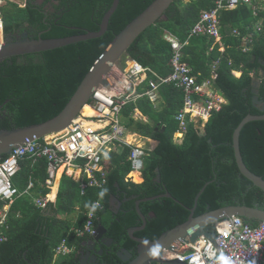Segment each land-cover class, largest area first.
Listing matches in <instances>:
<instances>
[{
  "label": "trees",
  "instance_id": "obj_1",
  "mask_svg": "<svg viewBox=\"0 0 264 264\" xmlns=\"http://www.w3.org/2000/svg\"><path fill=\"white\" fill-rule=\"evenodd\" d=\"M151 1L119 0L106 31L99 37L0 60V104H3L0 128L37 123L58 113L114 35ZM111 3L112 0H27L21 6L8 1L5 6H0L3 34L14 39L13 33L26 31L31 38H37L39 33L42 38H50L94 31L99 28ZM213 4L214 0H173L164 11V18L147 26L129 45L126 54L159 75L169 74L174 51L164 34H172L183 41L201 11H208ZM219 16L222 45L214 36L200 35L189 39L181 48V61L189 66L197 83L213 82L226 100L204 122L205 133L201 134L199 125L187 118L182 141H174L173 133L178 129L175 115L183 106L184 91L172 83L159 86L156 103L143 95L135 102L125 104L121 110L125 126L157 141L144 156L143 181L125 180L131 168L128 160L130 146L117 142L118 152L114 153V149L108 156H102L101 163L107 174L102 189L89 186L80 194L79 182L63 176L55 205H51L47 212L38 207L30 195L15 198L9 206L7 228L0 227L7 236L0 242V264H51L54 246L65 237L69 245L79 246L88 235L78 237L76 229L87 220V208L95 200L101 207L96 208L97 217L93 222L105 227L106 235L116 244V250L134 245L127 228L141 223L135 210V200L139 198L165 191L172 196L139 203L144 216L150 212L154 215L147 219L143 230L134 234L151 240L186 220L196 193L207 181L209 183L199 195L193 215L233 203L264 207L263 191L240 174L231 144L233 130L242 117L247 113H261L252 101V80L248 76V69L257 67V54L255 50L250 53L240 51V40L232 35L233 28L244 30V25L256 17L247 4L233 10H221ZM254 45L264 46V37L258 36ZM230 60L232 64H228ZM240 64H243V73L236 77L231 69L240 67ZM213 69L215 77L212 80ZM148 78L156 79V76L148 72L139 91L148 88ZM257 97L264 100V82L259 86ZM135 108L146 116V121L131 116ZM239 141L247 167L264 178V120L245 123ZM30 177L32 196L48 193L49 187L44 184L45 158L36 162L21 160L12 183L23 190ZM112 197L121 202L118 209L111 204ZM76 203L79 212L72 227L56 215L59 210L72 211ZM2 205L0 201V208ZM245 221L253 226L257 224L256 221ZM109 256V262L120 264L114 253ZM60 257L62 260L56 264L77 262L67 256Z\"/></svg>",
  "mask_w": 264,
  "mask_h": 264
},
{
  "label": "built area",
  "instance_id": "obj_2",
  "mask_svg": "<svg viewBox=\"0 0 264 264\" xmlns=\"http://www.w3.org/2000/svg\"><path fill=\"white\" fill-rule=\"evenodd\" d=\"M252 0H215L210 12L201 13L200 19L191 27L188 36L208 33L218 36L219 20L217 11L231 9L239 4H248ZM3 22L0 15V31L2 34ZM174 48L172 57V71L160 76L153 73L156 79H148V88L141 92L138 85L146 78L145 68L136 62L127 67L114 65L107 74L110 87L96 88L88 104L91 114L82 113L72 123L59 132L51 133L41 138H31L30 141L15 145L9 154L0 156V227L7 228V211L18 189L12 183V177L20 169V161L40 158L46 160V177L44 183L52 185L60 169L70 175L75 170L85 173L86 180L81 182V191L86 187L96 186L103 188L106 181V172L101 164L102 155L115 146L116 142L130 146L128 160L131 169L141 170L143 167L142 145L134 144L128 140L127 127L121 117V110L125 104L135 102L143 95H147L152 102L157 100V91L161 84L172 83L184 91L183 106L175 115L178 120V129L175 137L182 136L187 127L186 118H206L212 109L218 105L214 101V93L209 88V82L197 83L189 66L180 63V44L174 37H168ZM136 111V109H135ZM131 113L135 119L140 118ZM29 180L27 189L32 186ZM47 199L38 197L35 203L45 207ZM101 207L100 202L93 201L87 208L86 221L83 226L76 229L77 236L93 235L96 232L93 219L96 208ZM7 236L0 231V242ZM71 248L62 238L56 247V253L64 254ZM163 257L178 259L187 264H264V222L251 225L237 215H231L219 222L215 227L214 239L205 236L198 237L192 243H182L176 253L165 250Z\"/></svg>",
  "mask_w": 264,
  "mask_h": 264
},
{
  "label": "water",
  "instance_id": "obj_3",
  "mask_svg": "<svg viewBox=\"0 0 264 264\" xmlns=\"http://www.w3.org/2000/svg\"><path fill=\"white\" fill-rule=\"evenodd\" d=\"M11 1L24 6L27 0ZM172 1L173 0H152L141 12L116 33L101 54L95 59L73 94L58 113L37 123L19 127L0 128V156L9 154L12 147L26 143L30 141L31 138H40L68 127L72 120L80 114L82 108L90 103L91 96L96 88L100 86L104 88L110 87V80L107 74L110 72L112 66L147 26L163 16L162 14ZM118 2L119 0H112L110 7L101 18L99 28L94 31L50 38H42L40 33L37 38H31L28 37L26 31H23L19 39L3 37V39L0 40V60L13 55L53 49L70 43L99 37L106 31L108 20L116 9ZM6 101L7 100H5L4 103ZM252 101L254 103L258 101L256 95L252 97ZM261 104L263 105L262 109H264V102ZM2 105L3 104H0V108ZM251 120H264V112L261 114H246L234 128L231 144L240 173L248 178L253 185L259 187L264 193V178L257 175L246 166L239 146L240 130L245 123ZM208 183L209 181L205 182L196 193L193 205L188 208L189 214L186 220L164 230L153 240L134 235V232L142 230L145 227L147 221L140 210L139 203L153 200L157 197H172L171 193L165 191L157 195L136 199L135 210L141 219V224L128 227L127 233L129 238L137 243V252L133 255L130 249L124 247L119 248L115 252V256L121 261L120 264H187L178 259L163 258V251L169 250L177 252L180 243H192L200 236H205L213 240L215 227L219 225V222L231 215H238L244 219L256 220L257 222L264 221V208L249 206L244 203L226 204L215 209L207 210L198 215H193L197 199ZM105 230V227L98 223L96 232L91 237L95 241L99 240L101 242Z\"/></svg>",
  "mask_w": 264,
  "mask_h": 264
},
{
  "label": "clouds",
  "instance_id": "obj_4",
  "mask_svg": "<svg viewBox=\"0 0 264 264\" xmlns=\"http://www.w3.org/2000/svg\"><path fill=\"white\" fill-rule=\"evenodd\" d=\"M215 1V0H214ZM260 1L261 0H252L250 3H248L247 5L250 7V9H251V12H252V15L254 16V17H256L254 20H252V23L250 22V23H246L245 25H244V30H240L239 28H233L232 29V35H234V37H236L237 39H239L240 41H239V43H240V45L238 46V48L240 49V51H242V52H246V53H250V52H252V51H254L255 50V52H256V61H257V67L256 68H251V69H248L249 71H248V76L251 78V80H252V87H253V93H254V95H256V97H257V94H258V89H259V86H260V84L262 83V82H264V46H260V45H258V46H256L255 47V41H256V38H258V36H263L264 37V4H260ZM239 5H242V4H239ZM239 5H237L236 7H234V8H231V9H220V10H218L217 11V17H218V20H219V29H218V36H216V35H211V34H208V33H204V34H198V35H193V36H188V33H189V31H190V29H191V27L193 26V25H191V27L187 30V33H186V36H185V39L183 40V41H180L177 37H175L174 35H172V34H168V33H166V34H164V39L165 40H167L169 43H170V46H171V42H170V40L168 39V37H174L175 38V40H177L180 44H182V46H183V44H186V43H188V41H189V39H191L192 37H195V36H200V35H207V36H214L215 38H216V41H219L220 43H221V45L223 44V42H222V36H221V22H220V16H219V14H220V12H221V10H233V9H235V8H237ZM213 6H214V4L209 8V10L208 11H204V10H202L201 11V13H205V12H210L211 11V9L213 8ZM260 12H263V14H259ZM201 13L199 14V18L196 20V21H198L199 19H200V16H201ZM163 15V14H162ZM164 16V15H163ZM159 17L158 19H160V18H164V17ZM2 18V17H1ZM157 19V20H158ZM156 20V21H157ZM155 21V22H156ZM195 21V22H196ZM194 22V23H195ZM154 23V22H153ZM139 36V35H138ZM3 37H4V34H3V28H2V34H1V38L3 39ZM137 38V37H136ZM135 38V39H136ZM134 39V40H135ZM215 41V42H216ZM182 46H181V48H182ZM129 47V46H128ZM171 48H172V46H171ZM181 48H180V52H181ZM128 49V48H127ZM173 49V51H175L174 50V48H172ZM223 49V48H222ZM127 51V50H126ZM126 51L121 55V57L115 62V64L114 65H116V66H119V67H121V68H125V67H127V66H129L131 63H133V62H136V63H138L139 65H141L137 60H135L134 58H131L128 54H126ZM175 53V52H174ZM174 56V55H173ZM172 56V57H173ZM172 57H171V59H170V64H171V67H172V63H171V61H172ZM122 59V60H121ZM120 61V64L118 63ZM179 61H180V63H185V62H182L181 61V53H180V56H179ZM186 64V63H185ZM228 64H232V61L230 60L229 62H228ZM113 65V66H114ZM112 66V67H113ZM142 67H144L145 68V79L144 80H146L147 79V76H148V72H150L151 74H152V76H155L153 73H156L155 71H153V70H151L150 68H148V67H145V66H143V65H141ZM243 64H240V67H238V68H232L231 69V73L234 75V76H236V77H239V76H241L242 75V73H243ZM112 69V68H111ZM157 74V73H156ZM159 75V74H158ZM211 75H212V80L214 79V77H215V73H214V69H213V71H212V73H211ZM160 76H163V75H160ZM148 79H150V78H148ZM143 80V81H144ZM142 81V82H143ZM141 82V83H142ZM140 83V84H141ZM210 84H209V88L212 90V92L214 93V96H215V98H214V101H216V104L218 105V108L217 109H212L211 110V112H210V114H209V116L211 115V113H212V111L213 110H218L225 102H226V100H225V98L222 96V94L217 90V88L214 86V84H213V82L211 83V82H209ZM140 84L138 85V87L140 86ZM138 90H139V88H138ZM157 95H158V91H157ZM258 98V97H257ZM151 101V100H150ZM264 102V100H262L261 98H258V101L255 103L259 108H260V111H261V113H263L264 112V109H262V107H263V105L261 104V103H263ZM154 103V102H153ZM156 103V102H155ZM87 107L90 109V107L87 105ZM83 113V111H81L80 112V114L77 116V117H79L81 114ZM141 113V112H140ZM261 113H259V114H261ZM248 114V113H247ZM252 114V113H251ZM141 115L142 116H144L142 113H141ZM246 115V114H245ZM244 115V116H245ZM209 116L208 117H206L205 119L204 118H201V117H199V118H195V119H189L188 117V119L190 120V121H192V122H194V124H198L199 125V130H200V127H203V129H204V122L209 118ZM243 116V117H244ZM76 117V118H77ZM145 118H146V116H144ZM242 117V118H243ZM75 118V119H76ZM187 118H186V122H187ZM123 119V118H122ZM137 119V118H136ZM74 120V119H73ZM72 120V121H73ZM138 120H143L142 118H138ZM146 120H147V118H146ZM146 120H143V121H146ZM72 123V122H71ZM187 128V127H186ZM242 129V128H241ZM127 133H133L134 131H132V130H130V129H128L127 128ZM177 130V129H176ZM176 130H175V132H176ZM186 130V129H185ZM62 131V130H61ZM241 131V130H240ZM59 132V131H58ZM174 132V133H175ZM54 133V132H53ZM134 133H136V132H134ZM174 133H173V138H174ZM205 132H203L202 134H204ZM51 134V133H50ZM50 134H47V135H50ZM47 135H45V136H47ZM240 135V134H239ZM44 137V136H43ZM41 138V137H40ZM117 143V142H116ZM116 143H115V146L113 145V147H111V149H110V151H109V154L114 150V149H116ZM119 143V142H118ZM239 146H240V141H239ZM144 151H145V154L143 155V159H144V156L147 154V151H148V149H144ZM240 151H241V149H240ZM108 152V151H107ZM106 152V153H107ZM5 155V154H4ZM104 155H106V154H104ZM1 156H3V155H1ZM103 156V155H102ZM101 160H102V158H101ZM236 162V161H235ZM245 163V162H244ZM102 164V163H101ZM237 165V164H236ZM247 166V165H246ZM143 168V167H142ZM238 168V167H237ZM131 170H133V169H131L130 168V170L129 171H131ZM142 170V169H141ZM239 170V169H238ZM251 170V169H250ZM252 171V170H251ZM240 172V171H239ZM255 173V172H254ZM241 174V173H240ZM258 175V174H257ZM261 176V175H260ZM107 177V176H106ZM245 177V176H244ZM248 179V178H247ZM255 186V185H254ZM16 187V186H15ZM17 188V187H16ZM18 189V188H17ZM25 192V190H19L18 189V194L17 195H15V197L13 198V201H14V199L16 198V197H18L19 195H21V194H23ZM12 201V202H13ZM11 202V203H12ZM11 205V204H10ZM9 205V206H10ZM2 207H3V205H2ZM1 207V208H2ZM260 208H264V207H260ZM9 209V208H8ZM97 213V212H96ZM238 216V215H237ZM97 217V214L95 215V217H94V219ZM241 217V216H240ZM94 219H93V221H94ZM244 219V218H243ZM245 220H250V219H244V221ZM252 221V220H251ZM254 221H256V220H254ZM257 222V221H256ZM260 222H264V221H260ZM260 222H257V224L256 225H258ZM93 224H94V222H93ZM94 226H95V229H96V226H97V224L95 225L94 224ZM255 226V225H254ZM95 234V233H94ZM93 234V235H94ZM84 235H88V237H91V236H93V235H89V234H84ZM83 235V236H84ZM62 240V238L59 240V242L54 246V248H53V250H54V252L56 253V247H57V245L60 243V241ZM65 240H66V245L68 246V247H70L71 248V250L70 251H68V252H66V253H64V254H61V253H59V255H61V256H64V258L67 256L68 257V255L73 251V249H72V247L67 243V237H65ZM182 243H184V242H182ZM182 243H180L179 244V250H180V245L182 244ZM178 250V251H179ZM165 251V250H164ZM163 251V252H164ZM177 251V252H178ZM174 253H176V252H174ZM57 254V253H56ZM163 256V255H162ZM69 258V257H68ZM164 258V257H163ZM70 259V258H69ZM184 262V261H183Z\"/></svg>",
  "mask_w": 264,
  "mask_h": 264
},
{
  "label": "crops",
  "instance_id": "obj_5",
  "mask_svg": "<svg viewBox=\"0 0 264 264\" xmlns=\"http://www.w3.org/2000/svg\"><path fill=\"white\" fill-rule=\"evenodd\" d=\"M260 4H264V1L261 0V1H260ZM251 23H252V21H251ZM135 109H136V111H135ZM135 109H134V111H135V115L137 114L138 117L142 118L143 120H146V118H145L144 116L141 115L139 109H138V108H135ZM134 111H133L132 113H134ZM203 132H204L203 127H200V133L202 134ZM174 135H175V133H174ZM140 138H142V139H146L147 144L144 145V143H141V141H138ZM127 139H128V140H133V143H134V144L142 145L143 148H144L145 150H146V149L151 150V149H153L154 146L157 144V141H156V140L151 139V138H148V137L141 136V135H139L138 133H134V132H133V133H132V132L129 133V134L127 135ZM182 139H183V134H182V136H180L179 138H176V137L174 136V141L177 142V143H180V142L182 141ZM109 151H110V150H109ZM109 151L106 153L107 156H108V154H109ZM118 151H119V148H117L116 151H115L114 153H116V152H118ZM114 153H113V154H114ZM113 154H112V155H113ZM36 161H37V160H36ZM36 161H33V162H36ZM63 176H68L69 178H71V179H73V180L79 182V191H80V194H83V193H84V191H83V192L81 191V184H80V183L86 180V175H85V173L82 174V173L79 172V170H75V174L70 175V174L67 173L65 170L60 169V170L58 171L57 176H56L54 182L52 183V185H47V186L49 187V191H48V193L45 194L44 196H40V197H45V198L47 199V202H46L45 207H40L39 205H37V204L35 203V199L38 198V196H32V195H31V189H32V187H33V184H32V186H31L30 188L27 189V185H28V183H27L26 187L23 189V190H25V192H24L23 194L30 195V196L32 197V200L34 201V203H35L38 207L42 208V210H45V211L47 212V210L50 209V206H51V205H52V206L55 205V199H56V196H57V193H58V190H59V186H60V182H61V179H62ZM135 177H136L137 180H135ZM29 180L32 181L31 177H30ZM125 180H131V181H133V182H135V183H140V182H142V181H143V176H142V174H141V170H131V171H128V172L126 173ZM28 182H29V181H28ZM32 183H33V181H32ZM44 184H45V183H44ZM45 185H46V184H45ZM23 194H21V195H23ZM21 195H19V196H21ZM19 196H18V197H19ZM16 198H17V197H16ZM116 199H117V198H114V197L111 198V204H112V205H114V204L118 205V204H119V202H116ZM3 207H4V206H3ZM3 207H2V208H3ZM8 211H9V209H8ZM8 211H7V218H8V214H9ZM59 212L65 213V214L70 215V216H68V219H67V220H64L63 218H61V213H59ZM78 212H79V205L76 203V204L74 205V209H73L72 211L68 212L67 209H66V210L63 209V210H61V211H58V213H57L56 216H57L60 220H62V221H64L65 223L69 224L70 226L74 227V223H75V221H76L75 219H76V217H77ZM60 223H62V222H60ZM4 228H5V227H4ZM75 229H76V228H75ZM76 235H77V234H76ZM78 237H80V236H78ZM70 246L72 247L73 251L68 255L69 258L73 255V253L76 252L77 254H81L82 251H83V246H81L80 244H79V246H75V245H73V244L70 245ZM60 256H61V255L56 254V253L54 252V250H53V256H52V262H51V264L59 263V262L62 260V258H61ZM72 259H73V258H71L70 260H72Z\"/></svg>",
  "mask_w": 264,
  "mask_h": 264
},
{
  "label": "flooded vegetation",
  "instance_id": "obj_6",
  "mask_svg": "<svg viewBox=\"0 0 264 264\" xmlns=\"http://www.w3.org/2000/svg\"><path fill=\"white\" fill-rule=\"evenodd\" d=\"M21 33L22 32L17 31V32L13 33L12 35H13L14 39H19L21 37ZM9 38L11 39V37H9ZM116 202H119V204L118 205L114 204V209H118L120 207L121 202L118 201L117 199H116ZM153 215H154L153 212H150L147 216L145 215V217H146V219H148L149 217H152ZM140 224H137V225H140ZM133 226H135V225H133ZM139 231H141V230H139ZM136 232H138V231H136ZM134 235L137 237H145L143 235H136V234H134ZM131 241L134 242V245L130 246L128 249H130L131 253L133 255H135L137 252V249H136L137 243L132 239H131ZM80 245L83 246L82 253L77 254L75 252L70 257V259L73 258V260L77 261V262L75 261L76 264H103V263L113 264L111 261L109 262L108 260L110 257L109 255H111L112 253L115 254V252L117 251L116 249H114V246L116 244L114 243L112 238H110L108 235H106V230L102 236L101 242L99 240L95 241L92 237H86L80 243ZM69 264H74V263H69Z\"/></svg>",
  "mask_w": 264,
  "mask_h": 264
},
{
  "label": "rangeland",
  "instance_id": "obj_7",
  "mask_svg": "<svg viewBox=\"0 0 264 264\" xmlns=\"http://www.w3.org/2000/svg\"><path fill=\"white\" fill-rule=\"evenodd\" d=\"M8 1H11V0H0V6H5L7 3H8ZM21 5V4H20ZM2 39V38H1ZM0 39V40H1ZM122 60V59H121ZM119 64H120V61L118 62ZM157 100H158V98H157ZM138 141H141V143H144V145L145 144H147V141H146V139H142V138H140ZM59 211H61V210H59ZM59 213H61V218H63L64 220H67L68 219V216H70V215H67V214H65V213H62V212H59Z\"/></svg>",
  "mask_w": 264,
  "mask_h": 264
},
{
  "label": "bare ground",
  "instance_id": "obj_8",
  "mask_svg": "<svg viewBox=\"0 0 264 264\" xmlns=\"http://www.w3.org/2000/svg\"><path fill=\"white\" fill-rule=\"evenodd\" d=\"M264 1V0H263ZM0 39H1V31H0ZM82 111H83V113H84V115L85 114H91V110L87 107V106H84L83 108H82ZM48 136V135H47Z\"/></svg>",
  "mask_w": 264,
  "mask_h": 264
}]
</instances>
